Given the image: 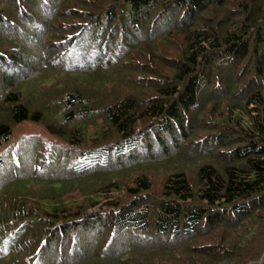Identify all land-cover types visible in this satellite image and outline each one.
<instances>
[{"label": "trees", "instance_id": "obj_1", "mask_svg": "<svg viewBox=\"0 0 264 264\" xmlns=\"http://www.w3.org/2000/svg\"><path fill=\"white\" fill-rule=\"evenodd\" d=\"M43 2L0 0V8L7 6L0 24H12L16 40L24 39L22 49L21 43L0 41V106L9 109L8 122L0 121V264H127L136 255L158 264H168L163 258L169 257L175 264H203L195 257L220 264L208 250L212 236L213 245L223 249L222 264L255 262L264 251L263 246L256 257L249 252L260 229L252 224L264 218V0H50L46 7ZM54 2L64 6L60 18L78 16L49 34L38 64L35 42L46 33L39 6L53 26ZM173 34L180 48L168 65L160 64L165 72L153 64L159 62L154 51L147 56L134 51L137 61L123 66L144 38L169 40ZM31 62L41 65L39 82L55 93L51 101L58 95L64 111L51 116L55 127L38 129L43 112L30 113L23 103L15 71L27 70ZM116 66L129 68L127 91L104 103L107 92L100 95L99 89L107 84L96 81V88L81 91L55 80L58 72L74 79L76 73ZM236 67L245 71L239 76ZM116 76L112 90L122 87ZM219 78L225 81L222 90ZM227 91L224 108L215 98ZM26 124L40 133H13L11 126ZM47 136L65 140L67 147ZM180 145L191 149L185 156L195 163V182L190 186L175 169L154 206L145 200L151 194L146 175L127 185L124 197L132 200L122 203L100 197L109 183L90 178L163 158L177 163ZM55 171L67 181L35 179ZM75 191L86 204L66 206L67 192ZM197 242L201 248L193 249Z\"/></svg>", "mask_w": 264, "mask_h": 264}, {"label": "rangeland", "instance_id": "obj_2", "mask_svg": "<svg viewBox=\"0 0 264 264\" xmlns=\"http://www.w3.org/2000/svg\"><path fill=\"white\" fill-rule=\"evenodd\" d=\"M49 1L50 0H46L47 3ZM45 3L43 2L42 4L45 6L46 5ZM58 4H56L55 2L52 4V9H54L53 17L55 16V18H54L55 21L53 22V26L50 25L49 22H47L48 17L45 16L43 7L39 6V9L41 10V14H42L41 18L44 17L43 23L45 24L44 30L46 32L45 33L46 37L42 31V33L39 36V42L38 43L35 42V44L37 45V48H39V53L36 54L37 58L35 59V61H37L38 64H40V62H43V60H44V57L41 56V53H44L43 51H45L48 47V40L47 39L49 38V34L51 35L53 33H57L58 32L57 26H59V24L69 22L70 21L69 19H77V16H78L77 13H74V14L72 13V15L69 16V18H60L59 12L64 10V6H61V7L57 6ZM98 5H101L100 2L98 3ZM6 7L7 6H3V7L1 6L0 16L5 15V11L7 9ZM98 7L99 6H97V9H98ZM95 8L96 7H93L92 9L95 10ZM229 8L230 7H227L226 11H229ZM53 17H52V19H53ZM56 18H58V19H56ZM212 18H214V17H212ZM65 19H68V20H65ZM11 25L8 24L7 22L0 24V29L2 28L1 26L5 27V28H3V30H0V41H3V39H4V40H7V42H8V40H10V41L12 40L13 41L12 44L21 43V49H22V47L24 46L23 45L24 39L21 41L18 39L16 40V38H17L16 34L17 33L15 34L13 32V31H16V29H14L12 31L11 27H10ZM147 25H148V23H147ZM8 27H9V29H8ZM154 32H156V30ZM12 33H14V34H12ZM176 35L177 34H173L169 40H164V35L158 36L157 38H156V35H152V36H150V39H149L151 41H148V38H146V39L144 38L143 40H141L138 43L139 45L137 44L138 46L136 48L132 47L134 49H132V48L130 49L129 54L131 55V58H133V60L128 61V58H125V61L127 62V64L124 63L123 66L129 67L130 64H133V62L137 61V59H138L137 55H136L137 53H142V54H145L147 56V54L150 51H154L158 55L157 59H159V62L158 63L153 62V64L158 66L159 71L165 72V69L162 68L161 65H168V63L172 60L171 56H173V58L175 56H177L175 51L178 48H180V46H179L180 39H179V36H176ZM134 51H139V52L136 53ZM129 54H127V55H129ZM37 62H35V63L31 62L30 65H27L28 67H27V70H25V71H21V69L18 71L14 70L15 72H17V74L19 76L17 84L18 85L20 84L19 89L22 91V95H23L22 97H24L23 103L26 105L27 110L30 113L38 112V111L43 112L42 123L37 126L38 129H44L48 125L55 127V124H53V122L51 120V116L58 115L64 111L60 110V107H58V106H60L58 95L53 98L54 101H51L50 99L54 96L55 93H50L51 92L50 87L41 86L42 84L39 82L40 77H38V73H37L38 70L41 69L40 68L41 65L38 66ZM28 64H29V62H28ZM123 66L122 67L116 66L114 68L110 67V72L107 69H99L101 71H97V70L93 69V71L89 70L87 73H85V72L76 73V75L74 74L75 75L73 77L74 79H72V77H70V76H67L63 73L58 72V76L55 77V80L59 83L68 82L70 85L77 84V85H79L81 91H85L84 90L85 88H92V87L96 88L95 87L96 81H99V84L100 83L107 84L106 87H104V88L101 87L99 89L100 95L105 94V90L107 92L106 93L107 97L102 98V96H101L102 102L104 103V102H108L110 97H111L110 100L114 99L118 93L119 94L122 92L126 93L127 89H125L124 86H126L125 82H126V84H129V81L126 80L125 76H128V74L126 75L124 71L128 70L129 68L123 69ZM2 71H3V68L0 66V74L2 73ZM244 71L245 70L242 69V67H240L239 69H238V67L235 68V74H239V76ZM114 75H117L116 77L119 78L118 80L116 79V81H119V82L122 81V87L116 86L117 88L112 90L109 87V85H111L110 81H112L111 78H113ZM227 76L229 77L228 74H227ZM219 79H221V78H219ZM245 80H246L245 78H242L241 82L243 84L248 83V80H247V82H245ZM28 81L30 84H28ZM216 81H217V77L214 79V82H216ZM112 82H114V81H112ZM134 82L136 83L137 81L134 80ZM224 82L225 81L222 80V85H221V88H219V90L223 89L222 87L224 86ZM28 85H30V86H28ZM214 85H216V83H214ZM67 87L68 86L65 85V88H67ZM1 89L2 88L0 87V90ZM15 89H18V88L15 87ZM9 90L10 89L7 88V91H9ZM41 90H44V92L47 91L44 96H43V93L41 94L39 92ZM123 90H125V91H123ZM88 93H90V92H88ZM143 93H148V92L146 90L145 92H141L139 94L143 95ZM100 95H98V96H100ZM229 96H230V93H229V91H227L225 94L222 95V97L220 99H218L220 97V95H219V97H216L215 101L223 100L224 97H229ZM89 97L91 99L93 98V96H89ZM55 99H57V101H55ZM227 105H228L227 99L223 100L222 106H224V108H225ZM208 110H210V107H207V110L205 112L206 113L209 112ZM8 113H9V109L1 105L0 106V121L8 122V119H9ZM11 128H12V131H14L13 133L16 135L27 134V133L30 134L32 132L40 133L39 130L33 128L29 124L21 125V126H13V127L11 126ZM47 137H48L47 138L48 141L51 142L52 144H56V145H60V146L63 145L64 147H67V143L64 142L65 140L62 141V139L59 140L53 136H47ZM108 142H109V140L108 141H102L101 143L98 142L96 144H93V146L94 147L97 145L100 146L103 143H108ZM90 143H92V141L89 142V144ZM184 147H182L180 145L179 148L177 149V156L179 157V158L175 159L176 162L178 161L177 163H173V162L168 163L169 161L168 162L166 161L167 158H163L159 162L137 164V165H135L136 167L133 166L134 168L132 170H129V171L125 170V171L121 172L122 169L118 168V169L114 170L113 173H110L109 175L104 174L106 176H104V175L101 176L100 174H95V175H92L90 178H94V179L98 178L100 180H103L102 181L103 184L109 183V185H110L109 188H107V190L104 189L103 192L99 193L100 197L109 198L107 201H110V202H116L117 200L120 202L121 201L125 202L128 200L129 201L132 200L131 198L124 197L125 196L124 191H125L127 185H129V184L131 185L132 181L134 180V178L137 175H140V174L146 175L148 178V182L150 184L149 187H150L151 194L147 195L148 197H145V200L149 201L151 206H154L155 202L158 199L157 197L161 193V188H162V185L164 183V180L167 178V176H169L171 173H173L175 171V169H180L185 173V177H186L188 183L190 184V186L194 184L195 179H194V166L193 165L195 163L186 162L187 160H190V159H188L189 157L186 158L185 155H188V152L191 149L188 147L186 148V146H184ZM199 150H201V149H199ZM35 156L36 157H35L34 161L36 159H38L39 155L36 154ZM33 170L35 171V163L33 165ZM62 175H63L62 172L59 173V171H55L52 174H47V175H43V176L39 175L40 177H36L35 179L43 181L45 183L46 182L47 183H54V182L59 183L60 181L64 180ZM65 181H67V180H64L63 182H65ZM29 186H31L29 190H31L30 193L32 194V191L34 189H36V186L34 187V182L31 183V185H29ZM67 193H68L67 198H69L70 202L65 204L66 206L76 207V205L80 206L81 204H86L85 201H83L81 199V195L83 193L82 194L80 193L81 195H79V191H75L72 193L67 192ZM61 199L64 200L66 198H65V196H62ZM258 222L259 223L254 222L252 224V225L256 224L258 229H259V227H260V229H259V232L255 235V237L253 239V243H252L251 247L249 248V252L256 251L255 257H256L257 252L260 251V249L264 246V218H262ZM29 225L27 226V224H25L24 226L29 228ZM34 230H36V229H34ZM38 231H39V229H38ZM41 232H42V230L39 231V233H41ZM39 236L40 235L36 234V237L32 238L34 240L33 243L35 242V240L39 239ZM208 239L209 240L207 241V243L211 244V246H212L210 249H208V250H210L209 253H211L212 256L216 257L215 263L219 262L220 264H222L220 261V257L222 258V255H223L222 253H220L223 250L222 247H218V246L213 245L217 241L215 239V236L209 237ZM200 243H202V242L194 243L191 246H195V247H193V249L194 248L195 249L201 248V246H199ZM32 244H27L26 246L30 247V246H32ZM183 245L186 246V244H183ZM216 245H217V243H216ZM36 247H37V245H35L34 249ZM174 249H175L174 251H175V256H176L180 252H179V249H176V247ZM99 252H100V250H99ZM152 256H154V255H152ZM186 258L189 259V257H186ZM138 259L140 260L141 264H144V263L145 264H158V261L156 258H151V259L149 258L150 260H148V259H145L144 257H140L138 255H136V257H134L133 259H130V261H128L127 264H137L138 262H136V261H138ZM163 260L165 262H167L168 264H175V262H176L173 257L172 258L169 257L168 259L163 258ZM195 260L198 261L199 263L209 264L208 260L202 261V259L198 258V257L197 258L195 257ZM186 261H188V260H186ZM188 262H190V261H188ZM248 264H264V251L262 252V254L259 255V257L257 258V260L255 262H250Z\"/></svg>", "mask_w": 264, "mask_h": 264}]
</instances>
